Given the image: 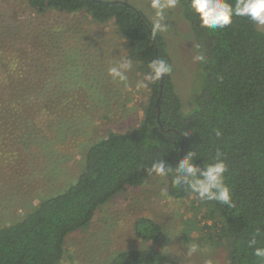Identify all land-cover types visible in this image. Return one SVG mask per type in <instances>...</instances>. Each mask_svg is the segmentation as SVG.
<instances>
[{"label":"trees","instance_id":"obj_1","mask_svg":"<svg viewBox=\"0 0 264 264\" xmlns=\"http://www.w3.org/2000/svg\"><path fill=\"white\" fill-rule=\"evenodd\" d=\"M179 1L201 37L206 57L199 61L193 78L192 107L182 109L169 76L149 83L135 127L123 133L108 132L90 145L74 183L60 194L39 200L21 220L0 228V264H61L67 236L87 227L96 211L116 194L155 176L148 175L147 169L157 158L175 167L192 151L197 153L194 163L203 167L213 161L217 150L225 154L226 183L235 207L200 200L199 207L203 216L219 227V240L228 244L227 264H262L247 243L259 228L262 235L257 237L258 246L264 247V33L246 18H234L233 24L222 31L202 29L191 14L189 0ZM27 3L37 14L83 13L93 23L113 24L118 37L127 44V58L143 76L154 59L163 58L170 64L163 38L158 34L153 39L151 21L127 2ZM2 49L0 143L15 144L33 131H42L41 135H33L34 139H53L55 135L47 137L45 129H56L58 124L51 125L52 120H61V102L70 100L60 88H53L60 77L52 83L46 82L50 80L48 74L36 79L28 77L31 58L18 50ZM216 129L222 132L220 138L215 136ZM185 133L191 135L184 136ZM173 174L174 170L165 177L167 197L184 200L195 195L173 187ZM132 230L142 242L159 243L164 237L161 225L147 217L137 218ZM107 264L178 263L156 249L146 248L118 251Z\"/></svg>","mask_w":264,"mask_h":264},{"label":"rangeland","instance_id":"obj_2","mask_svg":"<svg viewBox=\"0 0 264 264\" xmlns=\"http://www.w3.org/2000/svg\"><path fill=\"white\" fill-rule=\"evenodd\" d=\"M119 1L131 4L150 20L148 0ZM167 22L168 32L159 35L170 57L169 79L182 109L188 111L199 64L195 58L202 54L201 37L180 1ZM255 28L264 33V28ZM0 48V56L4 48L31 58L28 77L48 74L47 83L60 77L53 88H60L70 99L61 102V120H52L51 125L58 124L56 129H45L47 137L55 135L57 139H34L32 136L42 131H33L15 144L0 143L2 228L24 218L39 200L60 194L74 183L84 167L88 147L108 132L123 133L135 127L148 94L145 87H138L143 73L135 64L127 73V87L108 76L111 65L128 59L127 44L113 24L93 23L83 13L37 14L27 0H0ZM61 97L65 98L64 94ZM162 189L167 190L166 178L153 176L116 194L96 211L87 227L67 236L60 263L107 264L118 251L148 248L178 264H206L209 259L213 264H227L228 244L219 240L214 221L203 216L198 197L175 200L161 195ZM139 217L161 225L164 237L159 243L134 237L132 227ZM193 243L199 250L188 256L187 246Z\"/></svg>","mask_w":264,"mask_h":264},{"label":"clouds","instance_id":"obj_3","mask_svg":"<svg viewBox=\"0 0 264 264\" xmlns=\"http://www.w3.org/2000/svg\"><path fill=\"white\" fill-rule=\"evenodd\" d=\"M151 11V35L153 39L158 34H166L169 30L168 18L178 7L179 0H148ZM189 8L192 16L199 22V27L208 30H224L233 24L234 18H246L249 23L264 28V0H189ZM195 59L205 61L203 54ZM133 68L131 59H121L111 65L107 74L114 82L127 87L128 75ZM172 66L163 58L152 60L147 65V72L143 81L138 82V87H147L149 83H156L169 76ZM215 136L220 138L222 132L214 130ZM191 135L185 133L184 136ZM197 153L189 151L175 166H170L165 160L157 158L147 169L148 175L167 177L172 175V185L176 188H184L195 194L200 201L217 202L228 208H234L231 189L226 183L228 166L225 162V154L217 150L213 161L199 167L194 163ZM161 195L167 196V190L162 189ZM262 232L258 228L252 234L247 247L252 249V254L259 262L264 264V247L258 246L257 237ZM171 237V236H170ZM199 250L198 245L189 244L186 255L191 256ZM206 264H213L207 260Z\"/></svg>","mask_w":264,"mask_h":264},{"label":"water","instance_id":"obj_4","mask_svg":"<svg viewBox=\"0 0 264 264\" xmlns=\"http://www.w3.org/2000/svg\"><path fill=\"white\" fill-rule=\"evenodd\" d=\"M111 2H116V3H122V4H126V2L119 1V0H115V1H111Z\"/></svg>","mask_w":264,"mask_h":264}]
</instances>
